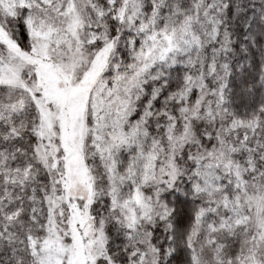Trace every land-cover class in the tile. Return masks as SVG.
Listing matches in <instances>:
<instances>
[{
  "label": "snow or ice",
  "instance_id": "1",
  "mask_svg": "<svg viewBox=\"0 0 264 264\" xmlns=\"http://www.w3.org/2000/svg\"><path fill=\"white\" fill-rule=\"evenodd\" d=\"M0 264H264V0H0Z\"/></svg>",
  "mask_w": 264,
  "mask_h": 264
}]
</instances>
